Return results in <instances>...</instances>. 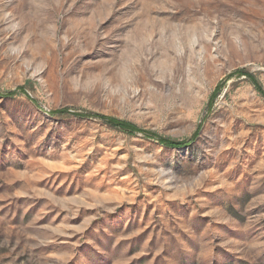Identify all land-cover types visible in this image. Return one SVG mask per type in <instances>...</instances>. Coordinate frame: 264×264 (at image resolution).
<instances>
[{"label": "rangeland", "instance_id": "obj_1", "mask_svg": "<svg viewBox=\"0 0 264 264\" xmlns=\"http://www.w3.org/2000/svg\"><path fill=\"white\" fill-rule=\"evenodd\" d=\"M239 71L264 93V0H0V264H264Z\"/></svg>", "mask_w": 264, "mask_h": 264}, {"label": "trees", "instance_id": "obj_2", "mask_svg": "<svg viewBox=\"0 0 264 264\" xmlns=\"http://www.w3.org/2000/svg\"><path fill=\"white\" fill-rule=\"evenodd\" d=\"M235 74L238 76H246L249 79V81L252 83V85L254 86L256 91L258 92V94L261 96H264V93H263V90H262L260 84L258 83V81L253 76H251L248 73L247 74L244 73V71H239ZM24 90H25L24 87H19V89H18V91L22 92V93L24 92ZM219 92H220V87H216L215 90L213 91L212 95H211L210 103H212V101L218 95ZM9 94L12 95V94H14V92H10ZM52 113L53 114H68V113H70V111L67 108H62L60 110L53 111ZM75 115L76 116H84V117H93V118L100 119L105 125L113 128V129L119 130L121 132H124L126 134H129V135L142 133L146 137L156 139L162 146H165L167 148H183V147H186L192 142L191 140L194 139L198 134V129H197V131L193 134L192 139L183 140V141H173V140L158 137L157 135H155L153 133H149L147 131L140 129L138 126H136L135 124H133L129 121L121 120L118 118L108 117V116L90 113V112H87V113L85 112L84 114L75 113Z\"/></svg>", "mask_w": 264, "mask_h": 264}]
</instances>
